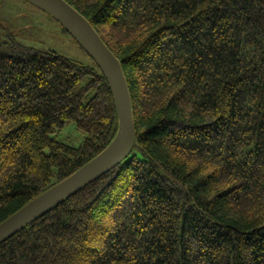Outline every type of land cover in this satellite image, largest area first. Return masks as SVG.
Wrapping results in <instances>:
<instances>
[{"label": "trees", "instance_id": "1", "mask_svg": "<svg viewBox=\"0 0 264 264\" xmlns=\"http://www.w3.org/2000/svg\"><path fill=\"white\" fill-rule=\"evenodd\" d=\"M67 1L123 66L136 143L3 241L0 264H264V0ZM68 123L81 146L58 137ZM118 125L95 61L0 39V222Z\"/></svg>", "mask_w": 264, "mask_h": 264}, {"label": "water", "instance_id": "2", "mask_svg": "<svg viewBox=\"0 0 264 264\" xmlns=\"http://www.w3.org/2000/svg\"><path fill=\"white\" fill-rule=\"evenodd\" d=\"M27 1L50 13L98 64L113 92L119 125L115 138L101 153L1 221L0 244L119 165L136 143L132 98L123 66L91 22L67 0Z\"/></svg>", "mask_w": 264, "mask_h": 264}, {"label": "rangeland", "instance_id": "3", "mask_svg": "<svg viewBox=\"0 0 264 264\" xmlns=\"http://www.w3.org/2000/svg\"><path fill=\"white\" fill-rule=\"evenodd\" d=\"M62 26L50 13L27 0H0V39L12 34L27 45L43 50L53 49L93 65V58ZM58 137L81 146L85 135L75 123H68Z\"/></svg>", "mask_w": 264, "mask_h": 264}]
</instances>
